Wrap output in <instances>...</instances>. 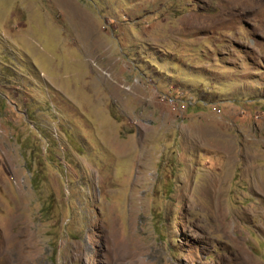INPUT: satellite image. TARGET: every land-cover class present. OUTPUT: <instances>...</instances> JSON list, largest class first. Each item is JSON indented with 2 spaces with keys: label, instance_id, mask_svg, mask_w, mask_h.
I'll return each instance as SVG.
<instances>
[{
  "label": "rangeland",
  "instance_id": "rangeland-1",
  "mask_svg": "<svg viewBox=\"0 0 264 264\" xmlns=\"http://www.w3.org/2000/svg\"><path fill=\"white\" fill-rule=\"evenodd\" d=\"M0 264H264V0H0Z\"/></svg>",
  "mask_w": 264,
  "mask_h": 264
}]
</instances>
